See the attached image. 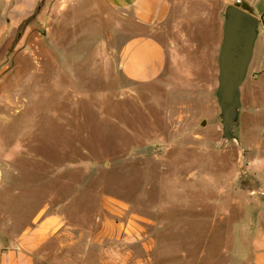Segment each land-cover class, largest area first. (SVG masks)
<instances>
[{
	"label": "rangeland",
	"instance_id": "374dc122",
	"mask_svg": "<svg viewBox=\"0 0 264 264\" xmlns=\"http://www.w3.org/2000/svg\"><path fill=\"white\" fill-rule=\"evenodd\" d=\"M34 2L0 0L1 243L48 212L84 234L108 228V243L132 244L128 260L254 264L264 235V19L236 142L223 138L216 98L220 47L175 58L169 82L141 84L120 67L133 18L101 0ZM129 216L146 237L124 234Z\"/></svg>",
	"mask_w": 264,
	"mask_h": 264
},
{
	"label": "crops",
	"instance_id": "0c3cea01",
	"mask_svg": "<svg viewBox=\"0 0 264 264\" xmlns=\"http://www.w3.org/2000/svg\"><path fill=\"white\" fill-rule=\"evenodd\" d=\"M101 1L137 23L120 51V67L128 80L151 84L170 81L175 58L214 56L222 41L225 8L239 0ZM240 1L264 19V0ZM108 232L102 228L84 234L64 215L39 214L9 244L0 241V264H149L139 255L128 260L125 250L132 244L119 250L118 242H107ZM253 262L264 264V235L256 240Z\"/></svg>",
	"mask_w": 264,
	"mask_h": 264
},
{
	"label": "water",
	"instance_id": "95a60500",
	"mask_svg": "<svg viewBox=\"0 0 264 264\" xmlns=\"http://www.w3.org/2000/svg\"><path fill=\"white\" fill-rule=\"evenodd\" d=\"M262 18L240 0L225 8L223 35L218 53L216 98L220 107L223 138L239 142L234 133L241 111V85L253 58Z\"/></svg>",
	"mask_w": 264,
	"mask_h": 264
},
{
	"label": "built area",
	"instance_id": "2783aa9c",
	"mask_svg": "<svg viewBox=\"0 0 264 264\" xmlns=\"http://www.w3.org/2000/svg\"><path fill=\"white\" fill-rule=\"evenodd\" d=\"M112 204L117 208V215H119V217H123L124 216L126 217V214L128 213V207L126 204H123L121 205V202L119 201H112ZM127 218V217H126ZM130 221H131V217L129 216L128 219L125 221H121L119 224L121 225L122 229H123V232L124 234H135V235H138L140 237H146V233L144 231H142L141 229H137L135 231H131V228H130Z\"/></svg>",
	"mask_w": 264,
	"mask_h": 264
}]
</instances>
